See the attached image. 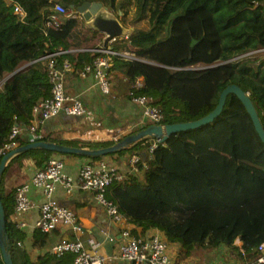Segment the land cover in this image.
Listing matches in <instances>:
<instances>
[{"label": "trees", "instance_id": "trees-1", "mask_svg": "<svg viewBox=\"0 0 264 264\" xmlns=\"http://www.w3.org/2000/svg\"><path fill=\"white\" fill-rule=\"evenodd\" d=\"M14 1L26 13L23 21L13 13ZM131 1L137 10L133 21L147 19L148 26L133 28L110 44L113 50H127L137 58H113L109 78L113 82L121 75L124 99L151 97V105L163 116L160 124L183 123L207 115L221 92L236 84L248 93L264 128V0H0V149L9 142L12 126L29 128L33 106L51 96L43 56L70 51L55 60L60 64L68 59L71 74L79 76L101 55L95 50L104 35L86 28L77 17L66 18L57 30L45 29L51 7L59 3L77 9L86 2L101 3L124 25ZM24 62L29 65L17 71ZM140 76L143 86L137 89ZM151 124L142 123L116 142ZM39 140L62 143L50 133L40 134ZM16 141L28 143L26 136ZM154 141L144 137L110 155L130 152L140 157L141 180L127 173L106 189V197L133 224L132 233L158 229L167 244L178 245L185 256L197 248L225 246L237 251L241 264L256 260L257 248L264 242V143L237 96H227L212 123L172 134L149 151ZM54 153L42 149L20 153L7 162L0 177L6 246L13 263L9 217L15 212L18 186L6 192L5 175L16 162L38 154L41 168ZM101 158H89V163ZM32 236L34 247L41 248L47 233L34 228ZM55 257L62 256H39L33 264ZM0 264H4L1 252Z\"/></svg>", "mask_w": 264, "mask_h": 264}, {"label": "built area", "instance_id": "built-area-1", "mask_svg": "<svg viewBox=\"0 0 264 264\" xmlns=\"http://www.w3.org/2000/svg\"><path fill=\"white\" fill-rule=\"evenodd\" d=\"M13 13L20 21H23L26 15L22 6L16 1L13 2ZM69 17L80 19L82 15L77 9H66L62 4L55 3L51 7L50 15L44 22V27L45 29L57 30L64 20ZM116 38H112L106 48L100 45L95 51L101 53V55L79 72V77L81 78L91 76L95 86L102 95L112 94L113 84L109 78V71L113 66V58L116 56L130 61L137 60L132 52L127 50L116 51L111 48L110 44ZM67 52L70 51L60 49L43 56L47 60V77L51 84V96L33 106L34 121L29 128L20 126L18 123L12 126L8 136L9 142L0 149V155H4L19 146L16 141L18 136H26L28 142L39 140L38 127L50 118L56 117L61 113L71 117L86 115L87 110L80 97L69 94L64 85V76L73 72L72 64L68 59H64L60 64L55 60L57 56ZM143 80L142 76L137 78L135 86L137 89L142 88ZM130 100L140 109L144 122L150 121L153 124L162 125L160 122L163 116L157 108L151 105V97L137 95L131 96ZM14 120H16V117H14ZM159 142L158 139H155L153 144L149 146V151H152ZM139 159L140 157L137 154L131 156L129 160L130 173L136 174L139 172L137 166ZM123 176L108 161L100 160L95 163H85L79 169L77 176L72 177L65 173L62 160L51 157L45 162L43 167L36 170L27 183L17 187L15 192V212L24 213L36 206L29 196V191L36 189L40 191L42 201L37 205L39 215L34 221V228L41 232L49 233L56 230L59 226H65L73 232H77L79 227L74 212L55 199V190L57 186H60L66 194H71L77 190L90 191L94 193L95 200L105 209L112 222L121 227V246L117 251L102 256L96 252V245L93 242H90V249H88L78 239H62L51 249L52 255L63 256L72 254L74 256L72 264H116L118 262L171 264L168 255V244L164 235L158 229H152L143 235L133 234L129 219L119 212L117 206L106 197V189L115 180H121ZM235 245L238 246L241 254H243L241 243L236 240ZM257 251L259 252L257 259L247 264H264V242L259 244Z\"/></svg>", "mask_w": 264, "mask_h": 264}, {"label": "crops", "instance_id": "crops-1", "mask_svg": "<svg viewBox=\"0 0 264 264\" xmlns=\"http://www.w3.org/2000/svg\"><path fill=\"white\" fill-rule=\"evenodd\" d=\"M119 78L112 83L111 95H102L94 84L91 76L81 78L75 74L68 73L64 76V85L71 95L80 97L87 113L80 118L69 117L59 114L56 117L46 120L38 127V133H50L62 142L60 144L79 147L91 145L90 149H99L109 146L124 134L140 126L142 120L140 109L121 95L124 92V82ZM135 155V154H132ZM64 162V171L72 177H76L79 169L85 163L91 162L89 158L75 155L57 154L54 156ZM130 156H104L99 160H106L117 169V172L125 175L130 173ZM41 155L29 156L16 162L6 173L4 179L5 191H10L13 187L27 183L38 170ZM138 179H142L141 172L135 174ZM30 198L36 206L27 212H14L9 217L10 238L15 251V264H33L39 256L51 254V249L62 239H78L90 249V242L96 245V252L99 255H109L119 249L122 244L121 227L112 222L105 209L95 200L94 193L90 191L77 190L71 194H66L62 187L57 186L54 197L62 205L71 209L79 227L77 232H73L65 226H59L56 230L47 233L44 245L41 248L34 247V221L39 215L37 205L42 201L40 191L31 189ZM133 228V224L130 223ZM23 234H19V233ZM8 238V236H7ZM172 254L176 257L181 255L179 246L170 244ZM221 246L217 249H224ZM216 251V249H214ZM213 250V251H214ZM215 255L208 254L206 258ZM191 258L193 255L183 257ZM73 257L52 258L48 261L42 260L43 264H72ZM62 260V261H61ZM116 264H130L118 262Z\"/></svg>", "mask_w": 264, "mask_h": 264}, {"label": "water", "instance_id": "water-1", "mask_svg": "<svg viewBox=\"0 0 264 264\" xmlns=\"http://www.w3.org/2000/svg\"><path fill=\"white\" fill-rule=\"evenodd\" d=\"M77 11L82 15V19L86 28L98 31L104 35L102 41V47L106 48L108 42L112 38H122L129 35L132 31L131 28L125 27L119 20V18L113 14L109 9L102 6L101 3H83L77 8ZM29 65V64H28ZM27 65V66H28ZM27 66H24L17 71H20ZM229 94H234L241 101L247 113L249 114L253 126L264 143V128L261 124L257 111L248 95L236 84L228 85L220 94L218 102L215 108L209 112L207 115L200 119L175 123V124H165L156 125L151 124L146 128L137 131L134 134H129L122 138L120 141L115 142L112 145L99 148V149H85L79 147L68 146L64 144H59L51 141L37 140L33 142H28L23 145H19L13 150L7 152L3 155L0 161V177L3 174L7 162L14 156L27 152L34 149H42L47 151H52L61 154H73L81 155L84 157H101L107 154H112L127 148L130 144L137 142L144 137H152L158 139L160 142H165L170 135L181 131H187L191 129H196L201 126L212 123L222 112L225 105L226 98ZM5 213L0 197V252L4 264H14L10 251L6 246L7 234L5 231Z\"/></svg>", "mask_w": 264, "mask_h": 264}, {"label": "rangeland", "instance_id": "rangeland-1", "mask_svg": "<svg viewBox=\"0 0 264 264\" xmlns=\"http://www.w3.org/2000/svg\"><path fill=\"white\" fill-rule=\"evenodd\" d=\"M3 5L0 4V11L2 10ZM126 16H125V27L128 28H142L145 29L147 28V23L148 20L147 19H143L140 22H134V18L136 17V5L134 4L133 1H131V4L126 7ZM79 20H82V18H80ZM91 30V29H90ZM94 31V30H92ZM29 63L24 62L22 67L27 66ZM21 67V68H22ZM113 154V153H112ZM112 154H107L105 156L108 155H112ZM57 153H54L52 156H56ZM59 155V154H58ZM123 155L127 156L129 155L130 157L132 156V154L130 152H126ZM102 158L104 156H101ZM171 246L168 245V255L170 257L171 260V264H241V261L239 259V257L237 256V251L235 249H231L228 247H225L224 249H216V251L214 250H206L204 248H197L196 250L193 251V253L191 255L194 256L193 257H189V258H185L187 260H184V254L182 253L179 256H175L172 254V251L170 250ZM208 254H213L215 256L210 257V259L208 260L206 258V256ZM188 256V255H187Z\"/></svg>", "mask_w": 264, "mask_h": 264}]
</instances>
